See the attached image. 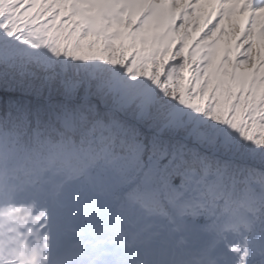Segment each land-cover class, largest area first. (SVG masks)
Instances as JSON below:
<instances>
[{
  "label": "snow or ice",
  "instance_id": "1",
  "mask_svg": "<svg viewBox=\"0 0 264 264\" xmlns=\"http://www.w3.org/2000/svg\"><path fill=\"white\" fill-rule=\"evenodd\" d=\"M0 264H264V0H0Z\"/></svg>",
  "mask_w": 264,
  "mask_h": 264
}]
</instances>
